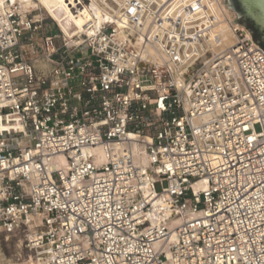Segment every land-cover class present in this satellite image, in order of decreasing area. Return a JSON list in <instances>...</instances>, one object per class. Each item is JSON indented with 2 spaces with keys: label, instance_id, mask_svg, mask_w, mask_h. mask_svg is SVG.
Masks as SVG:
<instances>
[{
  "label": "built area",
  "instance_id": "built-area-1",
  "mask_svg": "<svg viewBox=\"0 0 264 264\" xmlns=\"http://www.w3.org/2000/svg\"><path fill=\"white\" fill-rule=\"evenodd\" d=\"M96 2L68 37L0 0V232L46 264H264V49L197 54L200 0ZM161 17L173 69L137 45Z\"/></svg>",
  "mask_w": 264,
  "mask_h": 264
},
{
  "label": "bare ground",
  "instance_id": "bare-ground-1",
  "mask_svg": "<svg viewBox=\"0 0 264 264\" xmlns=\"http://www.w3.org/2000/svg\"><path fill=\"white\" fill-rule=\"evenodd\" d=\"M10 2L13 4H18L19 9L22 12H27L30 9L40 8L43 14L46 13L58 23L63 33L68 37H72L84 32L86 25L90 22H93L96 26H99V24L106 18H113V16L107 13L104 14L103 9L99 7L100 5L97 4L96 0H93L90 5L87 4L80 15H75L71 12L67 5V0H10ZM200 2L201 3L199 7H201V11L203 12L200 11L197 13V11H195L191 15H193L194 18L199 17L198 19L200 20L203 18L201 22L205 21V17H207V19L210 18L211 25L208 31L203 34L206 43L203 41V39H200L198 44H194L193 48L195 49V52L197 54H202V52L209 49L214 55H219L230 50L238 40L236 29L238 27H242L241 25L234 22V13L227 7L228 5L226 6L223 3L222 0H200ZM196 8L197 7H195V10ZM184 16L185 15H178L177 18L181 20ZM151 21L152 16L149 15L145 18V20L139 21L138 25L142 26L144 23L148 25ZM156 22V26L152 27L151 30V37L154 39V42H147L146 44L143 43L144 36L142 33H140L141 28H138L139 33L137 37V45L146 52L145 54L150 55L152 59H160V61L166 62L169 67L173 69V67H175L178 62L174 60V57L165 50L162 43L160 42V40L164 37L165 32L168 30V25L170 22L166 17H161ZM189 50L190 48L187 47L186 52ZM193 63L190 62L186 64L184 66V71L189 72ZM38 66L43 71H46L50 68L49 62L43 58L38 60ZM203 187V183H198L195 185L196 189H201ZM160 217V215L155 214L152 216V219L154 222H157L159 221ZM35 221L38 222V219L35 218ZM176 221L177 219H173L171 224L176 223ZM40 263L46 264L45 262ZM0 264H8L2 258L1 254Z\"/></svg>",
  "mask_w": 264,
  "mask_h": 264
},
{
  "label": "rangeland",
  "instance_id": "rangeland-1",
  "mask_svg": "<svg viewBox=\"0 0 264 264\" xmlns=\"http://www.w3.org/2000/svg\"><path fill=\"white\" fill-rule=\"evenodd\" d=\"M222 1L226 6L228 5L227 7L234 13V22L241 25L243 27V30L250 31L245 23V19L237 14L229 1ZM52 19L53 18L48 19L47 22L53 24V26L55 27V22L53 21L54 19ZM257 129H259V127H257ZM161 188L162 186L158 184L157 189L161 190ZM25 240L26 237L24 233L9 234L0 232V254L8 264H41L40 262H44L41 259L37 258L34 255V252L25 246Z\"/></svg>",
  "mask_w": 264,
  "mask_h": 264
},
{
  "label": "water",
  "instance_id": "water-1",
  "mask_svg": "<svg viewBox=\"0 0 264 264\" xmlns=\"http://www.w3.org/2000/svg\"><path fill=\"white\" fill-rule=\"evenodd\" d=\"M228 1L240 17L245 20L248 18L251 19L255 23L256 27L264 33V0ZM254 41L258 43L255 39Z\"/></svg>",
  "mask_w": 264,
  "mask_h": 264
},
{
  "label": "trees",
  "instance_id": "trees-1",
  "mask_svg": "<svg viewBox=\"0 0 264 264\" xmlns=\"http://www.w3.org/2000/svg\"><path fill=\"white\" fill-rule=\"evenodd\" d=\"M245 23L252 32L253 38L264 48V33L261 32L251 19H246Z\"/></svg>",
  "mask_w": 264,
  "mask_h": 264
}]
</instances>
